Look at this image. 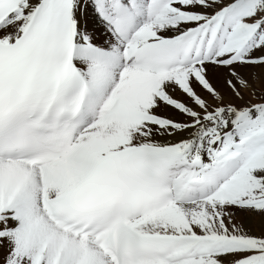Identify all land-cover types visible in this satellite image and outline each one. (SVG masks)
<instances>
[{"label": "snow or ice", "instance_id": "obj_1", "mask_svg": "<svg viewBox=\"0 0 264 264\" xmlns=\"http://www.w3.org/2000/svg\"><path fill=\"white\" fill-rule=\"evenodd\" d=\"M0 264H264V0H0Z\"/></svg>", "mask_w": 264, "mask_h": 264}]
</instances>
